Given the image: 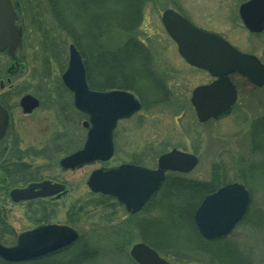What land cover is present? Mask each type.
I'll return each mask as SVG.
<instances>
[{
  "label": "rangeland",
  "instance_id": "374dc122",
  "mask_svg": "<svg viewBox=\"0 0 264 264\" xmlns=\"http://www.w3.org/2000/svg\"><path fill=\"white\" fill-rule=\"evenodd\" d=\"M245 1H146L141 25L134 36L145 38L140 41L149 50L150 71L156 74L164 90L158 98L153 95L146 98V105L139 113L118 124L114 132V154L106 163L86 164L72 171L60 170V160L81 149L86 138L87 129L82 128V123H87V119L74 111L71 110L73 122L68 130L67 126H62L61 119H56L58 114L53 112L41 110L38 125L34 120L28 122V140H36L37 135L44 142L48 138L60 139L56 144L59 147L52 156H28L27 163L37 170L35 173L39 179L54 178L66 183L68 194L60 202H42L38 205L16 206L0 198V243L4 247L15 246L18 236L27 230L39 226H66L77 232L78 239L73 244L82 237L84 244L97 250L98 258L94 264H136L129 253L135 244L144 243L140 238L145 236L146 231L134 226L124 207L115 199L93 194L86 183L90 174L101 168L116 169L131 163L155 169L158 158L172 150L198 158L196 168L183 175L187 179L209 181L213 166H216L226 183H240L246 190L249 189L244 181L237 178L250 165L259 167L264 164V159H255L250 145L251 125L264 115V86L262 89H256L253 85L250 88V85L242 86L243 82L237 80L240 93L231 113L219 121L198 123L191 105L192 92L199 86L209 84L212 78L205 71L184 62L174 42L168 40L161 23L162 13L166 9L177 10L197 27L224 36L236 50L255 56L264 64V33L259 36L249 34L238 16V8ZM13 3L18 17L17 25L24 32L17 54L20 58L24 57L25 65L22 75L13 76L14 86L30 88L35 93H38V88L45 92L55 89L64 95L56 107H60L61 103L67 104L71 97L64 93L61 77L67 70L70 38L57 27L46 0H13ZM128 38L130 35L115 30L100 43L108 53L115 54L122 52L126 43H133ZM139 45L142 46H136ZM52 53L58 59L52 58ZM143 92L147 93L146 88ZM66 136L74 137V146L64 147L62 137ZM257 182L256 179L251 184L254 190L250 195L254 198L253 212L258 202H264L261 186ZM150 203L147 202L136 216L138 226L149 213L151 218L158 215L155 210L145 212ZM151 205H156V202ZM243 220L229 238L235 246H244L250 251L252 264H264V228L249 227ZM173 256V259H164L173 264H216L204 254Z\"/></svg>",
  "mask_w": 264,
  "mask_h": 264
},
{
  "label": "water",
  "instance_id": "95a60500",
  "mask_svg": "<svg viewBox=\"0 0 264 264\" xmlns=\"http://www.w3.org/2000/svg\"><path fill=\"white\" fill-rule=\"evenodd\" d=\"M239 15L249 31L259 33L264 30V0H250L243 4ZM15 20L11 1L0 0V51L9 49L12 55L21 37ZM162 23L186 63L215 78L211 84L192 92L191 105L200 124L210 119L218 121L230 114L236 101V90L229 75L239 74L256 87L264 86V65L256 57L238 52L218 36L196 30L173 11L163 13ZM62 82L73 93L75 108L90 117L91 129L84 148L62 160L61 166L73 169L95 161H108L113 155L112 134L116 123L140 110L138 98L129 91H90L82 60L73 46L69 47V62ZM35 105L36 101L30 96L22 101L24 108L32 109ZM197 162L194 156L173 150L159 158L155 171L132 165L106 172L99 170L91 174L87 186L93 193L116 198L128 212L135 214L163 182L166 172L187 174ZM38 188L47 192L44 197L63 190V187L47 182ZM249 202V192L237 183L224 186L205 197L194 214L201 237L211 241L229 235L244 217ZM77 239V233L66 226L40 227L20 235L13 248L0 245V258L9 263L26 262L63 249ZM129 254L136 264H171L143 243L135 244Z\"/></svg>",
  "mask_w": 264,
  "mask_h": 264
},
{
  "label": "trees",
  "instance_id": "16d2710c",
  "mask_svg": "<svg viewBox=\"0 0 264 264\" xmlns=\"http://www.w3.org/2000/svg\"><path fill=\"white\" fill-rule=\"evenodd\" d=\"M46 1L54 22L70 39L87 40L86 36L91 33V40H100L102 33L110 34L117 30L126 34L135 31L142 22L143 7L147 0ZM130 44L126 43L122 52L108 55V63L111 66L107 67V71L92 68L93 76L88 78L89 86L98 91L114 88L118 73L122 77L119 89L136 93L146 105V98L151 95L158 98L164 87L150 71L148 51L140 45L136 46L138 44ZM98 49L93 45L92 51L96 50L98 53ZM88 65L89 61L86 60L85 66L89 73ZM144 88L147 93L143 92ZM250 145L255 159H264V115L257 118L251 125ZM213 167L209 181H195L183 175L168 174L151 200V203L156 202V205L152 206L150 203L145 210V212L157 211L156 218H151L149 213L139 226V221L135 222L139 214L129 216L130 220L136 228L146 231L140 241L155 249L164 258L173 259L174 254L198 253L207 255L216 264H252L250 251L244 246L242 248L235 246L231 238L226 237L209 242L203 240L196 230L194 213L202 200L228 183L219 169L216 166ZM245 170L241 172L237 180L244 181L252 195L254 190L251 184L257 179L264 195V164L262 163L259 167L250 165ZM257 205V209L253 212L254 198H251L243 223L255 229H262L264 228V202H258ZM81 238L66 249L36 260L6 263L0 259V264H94L98 258V252L84 244ZM175 262L178 263V261Z\"/></svg>",
  "mask_w": 264,
  "mask_h": 264
},
{
  "label": "flooded vegetation",
  "instance_id": "af4514ba",
  "mask_svg": "<svg viewBox=\"0 0 264 264\" xmlns=\"http://www.w3.org/2000/svg\"><path fill=\"white\" fill-rule=\"evenodd\" d=\"M145 8L146 6L144 5L143 14H144ZM173 11L179 14L183 19H186L194 27L199 28L197 27L198 25H195L194 23L190 21V19L188 20L185 16H183L181 12L177 10H173ZM142 19H143V16H142ZM139 27L131 33H126L130 35V38H128L127 40H132L134 44H141L143 47H145V49H147L146 46H144L143 41H140V40H145V38L142 39V38L134 36V33L139 29ZM203 31H206V30H203ZM74 33L73 35H75ZM248 33L253 36H259L263 34L264 31L259 34H254L250 32ZM90 34L91 33H89L86 36L87 40L70 39L71 42L68 44V47H67L68 62H69V47L73 46L80 55V58L82 60V63L85 69V81L91 91L103 93V92H107L110 90H123V89H119V85L122 81V77L118 73H117V76L114 82L115 84L114 88H106L104 90H99V91L93 90L90 88L88 78H91L93 76L92 68L93 69L101 68V70L107 71L108 55L111 54V53H108V51H106L101 46V43H100L101 39L107 36L108 33H104V34L102 33L100 40H91ZM22 35L24 36V32H22ZM219 36H221V38H223L224 40H228L222 35H219ZM167 38L168 40H172L169 36ZM150 40H155V39L151 38ZM21 42L22 40L19 41L20 44ZM75 42H77V44ZM19 45L17 49L19 48ZM93 45L99 48L98 53L96 52V50L92 51ZM17 49H15L13 55H12V51L9 49L0 51V134H1V130L3 131V133L0 135V190H2L0 192V198L3 200V202H10L16 206L27 205V204L38 205L42 202H60L61 200L66 198L68 194V187L66 183L61 182L54 178H47V179L40 178L39 179L37 177V173H35L37 170L31 167L27 163L28 156L29 157H49L50 155L52 156L53 153L57 151V148L59 147V146H56V144L59 142L60 137L59 138L57 137L58 139H52V140L48 138L47 141L44 142L38 139L40 138V136L37 135L36 140H28V122L30 121L32 122V120H34L35 125H38L39 117L41 116V110L42 112H50V113L53 112L54 114L56 113V115L58 114L57 115L58 118L56 117V119H61L62 126L63 125L67 126L66 128L68 130L69 128L71 129L70 125L73 122V119L71 117V110H72L74 111L76 115L87 119L86 120L87 123L86 122L82 123V128L85 129V125L90 124L89 117H87L85 114L79 113L75 109L74 96L63 84L62 77H61L62 89L64 90V93L70 95L71 100L70 101L68 100L67 104L61 103L62 105H59L60 107H56V106L60 103L59 100L63 99L64 95L62 93H57L55 89H49L48 92H45V90L38 88L37 89L38 93H35L30 88H22V87L20 88V87L14 86L13 79H12L13 76L15 75L17 76L19 74L22 75L25 71V65L23 62L24 57L22 58L19 57V54H17ZM148 54H149V50H148ZM52 58L58 59L56 54H53ZM86 60L89 61V65H88L89 73L87 72L86 66H85ZM152 75L155 78H157L156 74L152 73ZM230 80L236 90L237 100H238V96L240 93V90L237 84L239 80L243 82L242 86L250 85L249 87L253 88V86L250 84L249 81H247L246 79L242 78L241 76L237 74L230 76ZM213 81L214 79H212L211 82ZM108 83L109 81L107 82V84ZM259 89H262V88H259ZM126 91H129V90H126ZM129 92H132V91H129ZM134 94L138 97L136 93ZM60 95L62 97L58 99L57 97H59ZM27 96H31L36 101V105L32 109H30L29 107L24 108L22 106V101ZM138 100L140 101L141 107L144 108L145 104L142 102V100L139 97H138ZM122 121L124 120L118 121L116 123L115 130L118 124ZM114 132L112 134V137H113V148L115 150ZM62 139L63 141H65L64 147H70L72 145L73 146L75 145V139L72 136L62 137ZM85 141H86V138H85ZM85 141L81 149L75 152H72L68 156L64 157L62 160L82 150L85 145ZM30 142H31V145H29ZM62 160H60L59 162L60 170L72 171V170L78 169V168H73V169L63 168L61 166ZM130 165L141 166L139 164H131V163ZM109 169L101 168L100 170H102L103 172H106ZM147 169L154 170L151 168H147ZM45 182L50 183L51 185L61 186L63 187V190L55 194L52 193V195L48 197H44V195L47 192L45 191L46 192L45 193L44 189L38 188V186ZM23 191H25L26 193H23ZM19 193H22V194H19ZM152 199H153V195L149 197L146 202H151Z\"/></svg>",
  "mask_w": 264,
  "mask_h": 264
},
{
  "label": "bare ground",
  "instance_id": "6f19581e",
  "mask_svg": "<svg viewBox=\"0 0 264 264\" xmlns=\"http://www.w3.org/2000/svg\"><path fill=\"white\" fill-rule=\"evenodd\" d=\"M58 27V26H57ZM60 31H62L61 29H60ZM64 32V31H63ZM66 34V33H65ZM87 133V132H86ZM143 209V208H142ZM140 212V211H139ZM201 237V236H200ZM202 238V237H201ZM226 238V237H225ZM203 239V238H202ZM203 240H205V239H203ZM205 241H209V240H205ZM211 241H215V240H211ZM211 241H209V242H211ZM50 254H52V253H50ZM49 255V254H48ZM45 256H47V255H45ZM44 257V256H43ZM40 258H42V257H40ZM1 259V258H0ZM37 259H39V258H37ZM2 260V259H1ZM34 260H36V259H34ZM2 261H4V260H2ZM30 261H32V260H30ZM4 262H6V261H4ZM26 262H28V261H26ZM6 263H9V262H6ZM18 263H22V262H18Z\"/></svg>",
  "mask_w": 264,
  "mask_h": 264
}]
</instances>
